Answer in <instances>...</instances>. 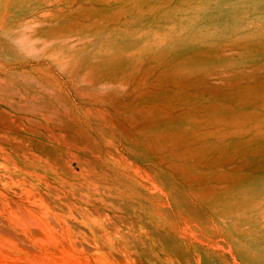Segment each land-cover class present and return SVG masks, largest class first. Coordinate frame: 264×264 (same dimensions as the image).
<instances>
[{"label": "bare ground", "instance_id": "6f19581e", "mask_svg": "<svg viewBox=\"0 0 264 264\" xmlns=\"http://www.w3.org/2000/svg\"><path fill=\"white\" fill-rule=\"evenodd\" d=\"M170 6L123 28L118 48L61 20L0 39V56L32 57L0 66V264H194L174 226L183 212L264 213V157L246 158L264 141L233 136L264 131L236 124L264 117V34L223 32L209 15L198 26L223 37L202 36L183 28L190 4ZM46 45L56 76L32 52Z\"/></svg>", "mask_w": 264, "mask_h": 264}, {"label": "rangeland", "instance_id": "374dc122", "mask_svg": "<svg viewBox=\"0 0 264 264\" xmlns=\"http://www.w3.org/2000/svg\"><path fill=\"white\" fill-rule=\"evenodd\" d=\"M175 3L185 6L190 4L187 8L189 11L184 16L174 18L181 17L184 29L196 28L202 36L208 34L223 37V34H219V30L238 36H251L252 39L259 37L261 33L264 34V0H0V39L13 34H24L30 27H42L48 22L50 25L56 20H61L65 25L83 24L84 32L80 33V37L91 47L95 44L105 47L107 44L118 48V40L126 35L122 31L123 28L158 23L169 16L167 10L172 9L170 5L173 6ZM170 12L176 14L174 10ZM209 15L216 17V27L219 30L204 32L210 27L204 23L201 27L198 26V23ZM60 31L64 35L68 32L67 29ZM46 48L44 54L39 50H29L37 53V59L43 63L46 72L56 76L60 71L58 60L53 54V49L47 45ZM14 54L16 57L13 58L0 56V66L11 63L21 64L24 58H32L31 54L23 49L15 51ZM155 59L158 60L159 57ZM222 69L220 67L219 71ZM220 76L224 75L220 74ZM245 81L249 80L245 79ZM185 84L190 87L205 85L195 80H189ZM215 84L221 86L224 82L216 79ZM227 86L233 88L230 82ZM229 92L228 100L240 110L242 107L237 100H234L237 98V92L234 88ZM206 97L212 99V101L208 100L209 102L218 105L225 100L224 97ZM256 109L264 110V107L258 105ZM236 124L264 127V117L246 118L243 121H236ZM257 131L259 129H256V132L252 130L250 135L234 133L233 136L264 141V131L261 133ZM260 147L261 145L252 147L249 152H246V158L252 160L263 158L264 149ZM215 171L219 172L220 168H216ZM262 207H264V199ZM235 209L241 216H253L256 221L237 218L238 213L228 215L223 210L207 208L198 213L183 212L178 226L173 223L184 244L187 245L186 248L199 255L200 258L194 264H210V262L212 264H250V262L264 264V213L259 208L248 206L244 208L237 206ZM171 215L175 219V214ZM173 225L172 228H174Z\"/></svg>", "mask_w": 264, "mask_h": 264}]
</instances>
